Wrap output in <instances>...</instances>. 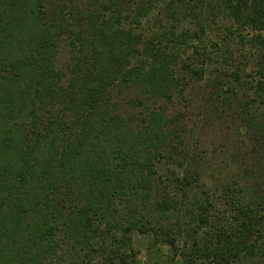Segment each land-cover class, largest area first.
Masks as SVG:
<instances>
[{"label": "trees", "instance_id": "trees-1", "mask_svg": "<svg viewBox=\"0 0 264 264\" xmlns=\"http://www.w3.org/2000/svg\"><path fill=\"white\" fill-rule=\"evenodd\" d=\"M0 264H264V0H0Z\"/></svg>", "mask_w": 264, "mask_h": 264}, {"label": "rangeland", "instance_id": "rangeland-1", "mask_svg": "<svg viewBox=\"0 0 264 264\" xmlns=\"http://www.w3.org/2000/svg\"><path fill=\"white\" fill-rule=\"evenodd\" d=\"M188 103L182 102L180 104L181 107H184L186 109V112H184L185 116L184 118L189 121L190 117L191 119L194 117L198 118V115H195V113H197L196 110H194V104H189V106L186 108L185 105H187ZM174 105H177V103H175ZM177 110H173L172 113H175ZM194 115V117H193ZM133 245L136 249H138V259H140L141 261H144L148 258V253H147V249H148V237L146 236H142L139 235L137 233H134L133 235Z\"/></svg>", "mask_w": 264, "mask_h": 264}]
</instances>
